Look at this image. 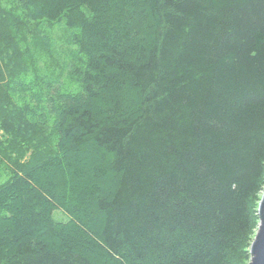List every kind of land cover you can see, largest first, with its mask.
<instances>
[{"label": "trees", "instance_id": "16d2710c", "mask_svg": "<svg viewBox=\"0 0 264 264\" xmlns=\"http://www.w3.org/2000/svg\"><path fill=\"white\" fill-rule=\"evenodd\" d=\"M0 133V264H247L264 0H0Z\"/></svg>", "mask_w": 264, "mask_h": 264}, {"label": "water", "instance_id": "95a60500", "mask_svg": "<svg viewBox=\"0 0 264 264\" xmlns=\"http://www.w3.org/2000/svg\"><path fill=\"white\" fill-rule=\"evenodd\" d=\"M258 229L250 245V260L247 264H264V191L258 206Z\"/></svg>", "mask_w": 264, "mask_h": 264}, {"label": "rangeland", "instance_id": "374dc122", "mask_svg": "<svg viewBox=\"0 0 264 264\" xmlns=\"http://www.w3.org/2000/svg\"><path fill=\"white\" fill-rule=\"evenodd\" d=\"M58 31H60L59 32V34L60 35H62L63 34V29L62 30H57V32ZM0 135H1V133H0ZM0 141H1V136H0ZM2 142V141H1ZM0 142V143H1ZM2 145V144H1ZM4 172H1L0 173V182L1 181H3L4 179H5V177H6V171L5 170H3ZM53 215H54V218L55 219H58V220H62V221H65L66 219H67V217H66V215L61 211V210H55L54 212H53Z\"/></svg>", "mask_w": 264, "mask_h": 264}]
</instances>
